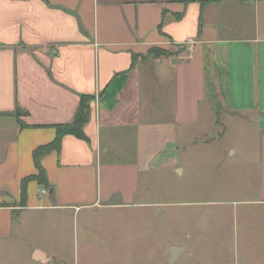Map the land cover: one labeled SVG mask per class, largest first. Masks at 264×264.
Returning <instances> with one entry per match:
<instances>
[{"label": "crops", "instance_id": "1", "mask_svg": "<svg viewBox=\"0 0 264 264\" xmlns=\"http://www.w3.org/2000/svg\"><path fill=\"white\" fill-rule=\"evenodd\" d=\"M263 2L0 0V264L22 252L28 264H89L79 253L103 249L118 230L100 222L124 209L135 240L154 245L150 179L160 166L185 174L183 131L216 118L215 104L257 126L255 193L232 201L233 212L197 216L195 234L183 229L172 249L194 264H264V30L246 19ZM82 95L95 97L88 141L68 135L43 156L49 186L32 181L23 203V181L38 174L34 152L73 121ZM64 212L75 224L67 233Z\"/></svg>", "mask_w": 264, "mask_h": 264}, {"label": "rangeland", "instance_id": "2", "mask_svg": "<svg viewBox=\"0 0 264 264\" xmlns=\"http://www.w3.org/2000/svg\"><path fill=\"white\" fill-rule=\"evenodd\" d=\"M262 4L259 15L250 11V16H246V19L249 20L250 27L254 28L258 21V25L264 30V2ZM229 15L225 11L224 16L228 18ZM231 23L233 24V21ZM216 111V118H201L197 127L183 131L181 145L186 151L183 155L184 166L188 165L185 174L179 175L173 172L172 167L160 166L155 174L153 173L154 177L150 179L153 184L149 186L150 201L154 203V207L150 209L154 214L152 218L154 227L150 226V228H154V245L151 240L149 244L142 235L139 236L138 241L135 240L136 236L132 233L134 225L131 209H124L99 224L101 227L116 228L117 234L109 233L111 231L109 230V235L103 238L105 247L101 250H92L86 254L87 256L84 251L79 255L77 253L80 259L90 261L89 264H170L172 245L183 243L181 233L183 229L193 232L199 226V221L197 225L195 219L197 216L202 214L204 217H211L212 214L233 212L237 207L232 201L254 195L252 182L255 166L252 164L256 162V148L259 142L257 126L249 118L236 116L228 118L227 112L222 111L219 104H215ZM1 134L0 152L5 146ZM232 152L237 153V156H232ZM250 163V172L245 171V164L249 166ZM241 209L239 207V210ZM185 214L192 216L193 219H186L187 223H185ZM64 215L65 221L64 224L60 221L61 225L65 233L71 232L75 226L74 220L68 212H64ZM18 219L15 227L19 225ZM32 222L28 223L31 229L34 227L31 225ZM78 222V228L81 229L83 218ZM201 222L204 227L211 226L212 222L220 226L219 219L205 218ZM99 225L96 227H100ZM72 236L71 234L70 241L67 240L68 243H74ZM71 244L69 258L73 260L75 251L73 247L71 249ZM208 251L207 259H211L212 252ZM233 253V251L225 252L224 258L229 263L234 261ZM16 260L28 264L27 255L23 252ZM196 261L197 258L189 257L186 251L174 263L194 264Z\"/></svg>", "mask_w": 264, "mask_h": 264}, {"label": "trees", "instance_id": "3", "mask_svg": "<svg viewBox=\"0 0 264 264\" xmlns=\"http://www.w3.org/2000/svg\"><path fill=\"white\" fill-rule=\"evenodd\" d=\"M199 1L202 4V7L204 8L208 4L212 2H220L221 0H185L186 4ZM239 1H247V0H239ZM157 54V55H164V51L159 49H154L150 51V54ZM136 62V56L133 60V66ZM95 99L94 96L91 95H82L79 108L75 114V117L72 122L65 123V124H59L55 126L57 135L55 140L47 145L39 147L33 154L35 165L38 171V174L35 176H31L26 178L23 181L22 184V201L25 203L27 198V184L35 180L39 183L40 186H49L48 179L46 172L41 164V159L43 156L50 154L51 152H59L62 148V141L65 136L71 135L75 136L79 139H82L84 141H88L84 128L87 125V123L90 120V112H91V102ZM16 116L19 118L21 116L20 110L16 112ZM21 127H24L22 123H20Z\"/></svg>", "mask_w": 264, "mask_h": 264}, {"label": "water", "instance_id": "4", "mask_svg": "<svg viewBox=\"0 0 264 264\" xmlns=\"http://www.w3.org/2000/svg\"><path fill=\"white\" fill-rule=\"evenodd\" d=\"M179 253H180V250L178 248L172 249V257L170 260V264H173L176 261L177 257L179 256Z\"/></svg>", "mask_w": 264, "mask_h": 264}, {"label": "built area", "instance_id": "5", "mask_svg": "<svg viewBox=\"0 0 264 264\" xmlns=\"http://www.w3.org/2000/svg\"><path fill=\"white\" fill-rule=\"evenodd\" d=\"M41 194H46L47 192L45 190H40L39 191Z\"/></svg>", "mask_w": 264, "mask_h": 264}]
</instances>
